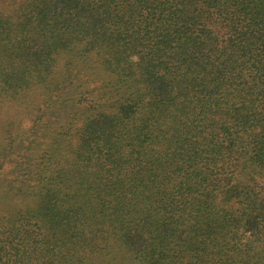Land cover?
<instances>
[{"label": "trees", "instance_id": "trees-1", "mask_svg": "<svg viewBox=\"0 0 264 264\" xmlns=\"http://www.w3.org/2000/svg\"><path fill=\"white\" fill-rule=\"evenodd\" d=\"M8 2L0 264H264V0Z\"/></svg>", "mask_w": 264, "mask_h": 264}, {"label": "rangeland", "instance_id": "rangeland-1", "mask_svg": "<svg viewBox=\"0 0 264 264\" xmlns=\"http://www.w3.org/2000/svg\"><path fill=\"white\" fill-rule=\"evenodd\" d=\"M9 3L8 0H0V7L5 6V4ZM11 165H9L7 168L9 169Z\"/></svg>", "mask_w": 264, "mask_h": 264}]
</instances>
